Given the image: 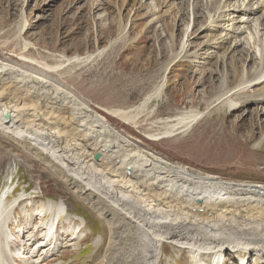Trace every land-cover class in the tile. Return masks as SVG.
Listing matches in <instances>:
<instances>
[{
	"label": "bare ground",
	"instance_id": "1",
	"mask_svg": "<svg viewBox=\"0 0 264 264\" xmlns=\"http://www.w3.org/2000/svg\"><path fill=\"white\" fill-rule=\"evenodd\" d=\"M173 1L174 8L163 12L164 5L156 7L158 0H150L142 14L156 24L176 10L177 26L182 17L188 20L166 74L138 106L109 114L135 125L138 115L163 99L175 61L201 55L196 63L218 82L209 98L212 105L162 121V137L186 135L210 115V106L237 113L255 105L264 123V0ZM195 33L193 38L204 39L198 50L188 42ZM19 59L42 70L0 60V137L42 165L104 224L106 231L95 238L83 264L94 259L100 264H177L176 254L184 251L188 264H264V185L226 181L166 161L135 145L52 81L49 73L57 67L44 68L24 55ZM220 67L227 68L221 72ZM256 87L263 91L246 96ZM262 141L253 148L264 150ZM5 189L0 193V264H50L64 249L79 252L87 235L86 225L77 222L87 223L86 217L70 213L63 200L47 199L31 211L26 207L28 219L16 225L12 218L18 206L40 197L10 183Z\"/></svg>",
	"mask_w": 264,
	"mask_h": 264
},
{
	"label": "rangeland",
	"instance_id": "2",
	"mask_svg": "<svg viewBox=\"0 0 264 264\" xmlns=\"http://www.w3.org/2000/svg\"><path fill=\"white\" fill-rule=\"evenodd\" d=\"M150 3V0H0V60L35 72L42 70L23 64L19 56L24 55L40 62L37 63L44 68L57 67V71L49 73L52 81L71 90L76 98L135 145L168 162L226 181L264 185V150L253 148L259 140L263 139L264 144V123H259L258 106L250 105L237 113H230L227 106L223 109L210 106V115L206 113L186 135L162 137L166 131L162 121L188 110L207 111V106L212 105L208 103L209 98L218 82L210 70L196 63L200 62L201 55L193 61H175L167 72L163 99L150 104L138 115L135 125L109 114L113 110L138 106L166 74L168 63L180 49L188 20L182 17L177 26L175 10L167 21L151 23L150 17L142 15L151 7ZM173 3V0H158L156 7L164 5V12L173 7ZM191 31L190 28V33L195 32ZM197 34L189 37L188 42L194 45L192 50H198L204 41L193 38ZM87 55L92 58L69 63L75 57ZM241 63H245L244 60ZM220 68L223 72L227 67ZM261 90L262 87L253 88L246 96L259 94ZM23 154L0 137V193L7 190L5 187L10 183L13 188L19 185L40 197L19 205L12 220L16 225L21 220L26 221L25 208L31 207V211L47 199L65 201L70 213L87 218V223L83 219L77 222L86 225L87 239L78 253L71 248L64 249L50 264H83L95 238L106 231L104 224L68 187ZM11 177L16 181L10 182ZM178 257L177 264H188L186 251L176 254ZM232 257L234 255L228 257L230 262H233ZM18 264L23 263L18 260ZM86 264L100 263L94 259Z\"/></svg>",
	"mask_w": 264,
	"mask_h": 264
},
{
	"label": "water",
	"instance_id": "3",
	"mask_svg": "<svg viewBox=\"0 0 264 264\" xmlns=\"http://www.w3.org/2000/svg\"><path fill=\"white\" fill-rule=\"evenodd\" d=\"M8 117V116H7ZM100 156H96L97 159H99Z\"/></svg>",
	"mask_w": 264,
	"mask_h": 264
}]
</instances>
